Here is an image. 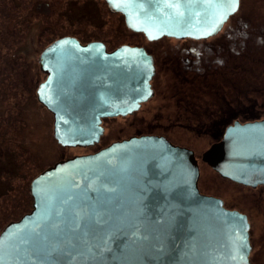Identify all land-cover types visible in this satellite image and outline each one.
<instances>
[{
    "label": "water",
    "instance_id": "obj_1",
    "mask_svg": "<svg viewBox=\"0 0 264 264\" xmlns=\"http://www.w3.org/2000/svg\"><path fill=\"white\" fill-rule=\"evenodd\" d=\"M105 2L149 42L210 39L240 9V0ZM40 66L47 80L37 98L63 147L94 146L104 118L126 116L154 94V58L143 47L109 52L65 37ZM203 161L224 179L263 186L264 121L229 127ZM199 179L194 152L158 136L58 162L33 181L32 212L1 233L0 264H251L248 217L203 195Z\"/></svg>",
    "mask_w": 264,
    "mask_h": 264
},
{
    "label": "rangeland",
    "instance_id": "obj_2",
    "mask_svg": "<svg viewBox=\"0 0 264 264\" xmlns=\"http://www.w3.org/2000/svg\"><path fill=\"white\" fill-rule=\"evenodd\" d=\"M254 23L264 35V0H244L239 12L208 41L183 42L166 37L149 42L143 34L131 32L124 16L110 10L105 0H0V181L6 180L14 187L0 202L2 226L30 212L33 181L56 163L94 154L101 147L132 136L164 135L174 145L194 152L200 168L198 186L203 195L219 197L227 209L247 215L253 224L251 242L261 237L252 250L251 260L256 257L259 246H264V204L262 207L255 202L252 205L244 198L250 190L222 178L203 161V154L220 140L211 135L217 134V128L207 132L208 127L198 125L199 121L186 125L192 126L189 131L185 125H174L180 117L179 100L174 98L176 91H192L195 104H201L205 95V91H201V83L205 82L194 72L198 67H187L184 63L190 57L187 53L195 52L198 58L204 59H228L232 63L244 55L240 59L245 64L244 69H248L249 63L258 64L259 60L264 63V44L250 52L254 50L250 49V43L253 45L258 36L250 28ZM65 37H74L82 44L101 42L109 52L122 45L143 47L156 61L155 96L126 122L117 119L105 123L106 135L94 147L61 146L54 137V117L37 98L38 87L46 80L40 66L41 55L51 44ZM233 38L237 39L236 44ZM203 72L204 69L199 73ZM192 79H199L194 86L189 85ZM239 84L235 83V91L242 90ZM218 91L219 88L214 87L210 98L216 100ZM187 103L190 101L184 99L180 106ZM245 106L248 109V105ZM198 117L206 122V115ZM218 127L219 132L225 129V126ZM2 191L7 192V189ZM8 209L16 211L10 214L5 212Z\"/></svg>",
    "mask_w": 264,
    "mask_h": 264
},
{
    "label": "flooded vegetation",
    "instance_id": "obj_3",
    "mask_svg": "<svg viewBox=\"0 0 264 264\" xmlns=\"http://www.w3.org/2000/svg\"><path fill=\"white\" fill-rule=\"evenodd\" d=\"M243 1L244 0H240V9L242 7ZM252 1H255V0H252ZM259 27L260 26H258L256 28L255 23H254V25L250 26L252 33H254V34L257 33V35H258L257 41L255 43L253 42V45H251V43H250V49H252V47L254 48V50L250 51L252 53L255 51V49L262 48L261 45L264 44V35H262V32L259 31ZM259 36H262V37L260 38ZM162 39H164V38H162ZM162 39H160V40H162ZM168 39H174V38H168ZM160 40H158V41H160ZM174 40L183 41V42H190V41H192V42H202L203 41L204 42V41H208L210 39L200 40V41L199 40H193V39H182V40L174 39ZM155 42H157V41H155ZM232 42H233V44H236L237 39L233 38ZM89 43H91V42H89ZM89 43H87V44H89ZM83 45H86V44H83ZM187 54H189L190 57H188L184 61V63L187 67H193L195 65H196L195 67H198V69H196L194 72H197L196 74L198 76L196 75V77L200 78L201 81L203 80L205 82V83H201L202 88H203V89H201V91L203 93L205 91V93H204L205 95L203 98V102L201 103L203 105H201V104H195L194 100L196 99V97L195 98L193 97L192 91L189 92V89L188 90L185 89L183 91H180V90L176 91V93L174 94V98L176 100H179L178 101V110L180 109V111H179L180 117H177V121L174 123V125L180 124V125L186 126V125H192L193 121H196V122L199 121L198 125H203V126L208 127L207 132L210 131L212 128L216 127L218 130L217 134L211 133V135L219 137L220 138L219 141H221L224 137L226 130L231 126H234L237 122H239L241 124H246V123L264 121V63H262V60H259L257 62L258 64L253 63L254 65L249 63L248 69H244L245 64L242 63V61L240 60V59H243L244 55H241V58L234 59V61L232 63L228 59H226V60L213 59L212 60L209 57H205V59L203 57L198 58V55H196L195 52H191V51L188 52ZM154 63H156L155 59H154ZM192 64H194V65H192ZM202 69H204V72L199 73L202 71ZM197 70H199V72ZM156 74L157 73H155V76H156ZM155 76L151 80V87H152V90L154 92L153 97L155 96V93H156L155 88H154V84H153ZM46 80H47V75H46ZM198 80L192 79V81L189 83V85L194 86ZM237 81L240 82L238 87L243 86L242 90H236L235 91V83ZM216 86L219 88V91L217 92L218 96L216 95L217 99L213 100V97L210 98V96L212 94V91L214 90V87H216ZM210 87H212V91H209ZM245 89H248V90H245ZM179 96H180V98H179ZM184 99L189 100L190 103H187V105H184V106L183 105L180 106V103L183 102ZM245 101H247V102H245ZM145 103H142L141 106L139 107V109H137L136 111H134L132 113L127 114L126 116L104 118L102 120V128L104 129L103 135L101 136L99 143L95 144L94 146L99 145L106 135L107 129L105 127V123H107L108 121L117 120V119H124V121L126 122L128 118L134 117L136 114L140 113L141 109ZM245 105H248V109L246 108L247 106H245ZM199 110L201 112H198ZM245 110L248 111L247 114L245 113ZM184 115L187 116V118H185ZM204 115L207 116L206 122L204 121V119H203V121H201L200 117H198V116L203 117ZM185 119L187 120V122L185 121L184 123H182L181 121H183ZM142 121H143V119H141V122ZM156 121H157V119H156ZM170 124H173L172 121ZM218 126H225V129L219 132L220 128ZM191 128H192V126L191 127L186 126V129L188 131ZM141 136L165 137L167 140H169L171 142V140L164 135L163 136L141 135ZM141 136H132V137H141ZM132 137H130V138H132ZM124 140H126V139H124ZM120 141H123V140H120ZM120 141H116V142H120ZM116 142H114V143H116ZM114 143H112V144H114ZM112 144H110V145H112ZM94 146H91V147H94ZM106 147H108V146H106ZM106 147H101L95 153L101 151L102 149H104ZM6 166L9 168L10 167L9 163H7ZM0 169H1V164H0ZM241 186L250 190L247 194L244 195V198L249 199V201L252 205L255 202V203H258L260 207H262V205L264 204V185L258 186L256 188L246 187L244 185H241ZM13 188L14 187L12 184H10V182H8L6 180L0 181V202L3 201L4 198H6L8 195H10L12 193L11 190H13ZM2 189H4V190L7 189V192L2 191ZM199 190L202 193L200 186H199ZM30 196L32 198L31 187H30ZM215 198L221 199L219 197H215ZM221 200L224 202L223 199H221ZM224 206H225V202H224ZM8 207H10V205H8ZM15 209L12 210L11 212H9V210H11V209H8V210H5V212H9L10 214H13L16 211ZM32 210H33V203H32L30 212L23 214L18 220H16V218H15L14 220L9 221L7 224H5L3 226L0 222V235L8 225H10L13 222H17V221L21 220L24 216H26L27 214H30L32 212ZM9 213H6L5 215H7ZM3 223H6V222H3ZM249 223L251 224L250 232H252V234H253V224L250 221V219H249ZM252 234H251V238H252ZM260 239H261V237H259L258 240H260ZM254 240H256V239H254ZM258 240L251 242L253 249L255 248V245H258ZM255 259H256V262H255ZM256 263L257 264H263L264 263V246H262V245L259 246V249L256 252V257L253 256V259L251 260V264H256Z\"/></svg>",
    "mask_w": 264,
    "mask_h": 264
},
{
    "label": "snow or ice",
    "instance_id": "obj_4",
    "mask_svg": "<svg viewBox=\"0 0 264 264\" xmlns=\"http://www.w3.org/2000/svg\"><path fill=\"white\" fill-rule=\"evenodd\" d=\"M233 10H235V9H233ZM225 18H226V17H225ZM220 23H223V19H221ZM218 27H219V24L216 26V28L213 29V31L217 30ZM209 34H211V33H209Z\"/></svg>",
    "mask_w": 264,
    "mask_h": 264
},
{
    "label": "bare ground",
    "instance_id": "obj_5",
    "mask_svg": "<svg viewBox=\"0 0 264 264\" xmlns=\"http://www.w3.org/2000/svg\"><path fill=\"white\" fill-rule=\"evenodd\" d=\"M199 170H200V168H199ZM251 225V224H250ZM250 234H251V232H250ZM250 262H251V256H250Z\"/></svg>",
    "mask_w": 264,
    "mask_h": 264
}]
</instances>
